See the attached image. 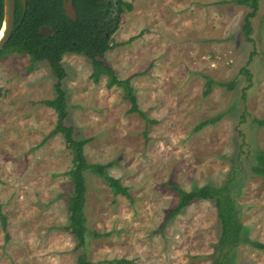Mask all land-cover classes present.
Returning a JSON list of instances; mask_svg holds the SVG:
<instances>
[{"label": "rangeland", "instance_id": "1", "mask_svg": "<svg viewBox=\"0 0 264 264\" xmlns=\"http://www.w3.org/2000/svg\"><path fill=\"white\" fill-rule=\"evenodd\" d=\"M115 43L102 60L130 79L139 108L155 120L128 113L123 89L108 77L90 78L92 62L65 54L68 118L90 164H111L106 174L129 188L115 196L99 176L85 173L86 247L66 229L73 184L72 150L63 135L47 138L58 115L56 78L45 62L28 71L26 54L0 57V264H212L222 257L221 224L213 200L193 202L166 222L185 191L203 186L233 193L245 237L264 243V179L249 163L264 150V0L252 9L232 0H124ZM135 37L132 42L128 40ZM250 74V78L242 70ZM207 78L216 84L204 96ZM235 82L232 89L218 83ZM219 114L223 117L197 129ZM45 141L43 145L41 143ZM93 232L107 234L95 238ZM228 264H264V251L241 243Z\"/></svg>", "mask_w": 264, "mask_h": 264}, {"label": "trees", "instance_id": "2", "mask_svg": "<svg viewBox=\"0 0 264 264\" xmlns=\"http://www.w3.org/2000/svg\"><path fill=\"white\" fill-rule=\"evenodd\" d=\"M231 3L244 5L252 9L245 20L244 29L248 41L251 27L250 18L256 12L259 0H232ZM76 11V19L69 18L63 7V0H27L26 10L23 12L22 5L19 3L16 13V23L13 33L5 48L0 52V57L6 54H26L29 56L30 72L40 62H45L56 78L54 90L56 96L54 99L42 101V104L51 107L58 115L55 128L48 134L46 140L58 133L63 135L73 154V165L68 176L73 184V191L68 201L69 223L66 227L76 241L75 249L81 251L86 247L88 229L87 219L84 208L86 204L87 181L86 172H90L101 177L115 196L121 195L131 199L129 188L122 185L119 179L107 175L106 169L111 164H90L84 154V146L91 139H75L74 128L66 123L68 118V109L66 103V93L62 88V81L66 78V69L63 66V56L65 54H78L92 62V73L90 78L94 83H98L100 78L105 75L108 77L107 87L114 86L123 89L124 98L130 102L128 113H138L147 123L153 124L156 121L146 116V113L139 108L137 97L131 86L130 79H119L114 70L107 66L102 60L105 54L116 47L125 43H115L112 35L118 30L120 18L126 11H131L133 6L124 0H73ZM3 0H0V29L3 22ZM43 25H49L53 28L54 35L44 37L40 32ZM132 37L128 42H132ZM252 40V39H251ZM250 78L247 70L243 69ZM213 79L207 78L205 84L204 96H207L216 84ZM235 82L218 83L228 89H232ZM224 114H219L208 121L202 122L197 126L201 129L210 123L219 121ZM259 126H264V119H254ZM45 141L41 143L43 145ZM255 162L249 163L250 171L253 176H260L264 179V150H260L254 155ZM174 191L178 194L179 201L166 216V222H169L175 216L195 201L213 200L216 204L218 219L221 224V236L218 241L219 250L222 257H218L212 264H228V256L231 249L241 243L250 244L252 247L264 251V243L253 241L245 237L243 225L239 217L237 204L233 193L227 185L224 187L203 186L191 191H185L175 184H171ZM0 222L5 237L8 240V222L5 214L1 211ZM107 234L93 232L92 236L99 238ZM116 264H135L131 260L120 259L110 261ZM75 264H94L90 262L84 253L79 255Z\"/></svg>", "mask_w": 264, "mask_h": 264}, {"label": "water", "instance_id": "3", "mask_svg": "<svg viewBox=\"0 0 264 264\" xmlns=\"http://www.w3.org/2000/svg\"><path fill=\"white\" fill-rule=\"evenodd\" d=\"M23 5V10L26 9V0H21ZM3 22L0 29V35L3 33L0 38V52L5 48L7 43L10 40V37L13 33L15 23H16V0H3ZM64 9L66 15L71 19H76V12L73 7V3L67 2L64 0ZM41 33L44 34L42 31Z\"/></svg>", "mask_w": 264, "mask_h": 264}, {"label": "flooded vegetation", "instance_id": "4", "mask_svg": "<svg viewBox=\"0 0 264 264\" xmlns=\"http://www.w3.org/2000/svg\"><path fill=\"white\" fill-rule=\"evenodd\" d=\"M72 1V3H73V0H71ZM67 2H70V0H67ZM19 3L22 5V2H21V0H16V13H17V10H18V5H19ZM26 7H27V0H26ZM63 7H64V0H63ZM73 7H74V5H73ZM22 8H23V5H22ZM26 10V9H25ZM65 10V9H64ZM74 10H75V8H74ZM23 12H24V10H23ZM76 12V11H75ZM75 20V19H74ZM15 28V27H14ZM44 32V34L43 33H41V32ZM42 36H44V37H51V36H53L54 35V31H53V28L51 27V26H49V25H43V26H41V28H40V32H39Z\"/></svg>", "mask_w": 264, "mask_h": 264}, {"label": "bare ground", "instance_id": "5", "mask_svg": "<svg viewBox=\"0 0 264 264\" xmlns=\"http://www.w3.org/2000/svg\"><path fill=\"white\" fill-rule=\"evenodd\" d=\"M3 33L0 35V38L2 37Z\"/></svg>", "mask_w": 264, "mask_h": 264}]
</instances>
